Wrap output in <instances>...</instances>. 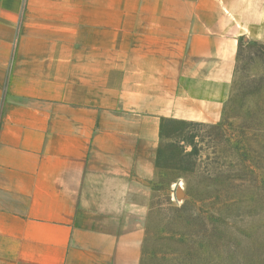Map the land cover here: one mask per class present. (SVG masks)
<instances>
[{
  "label": "crops",
  "instance_id": "0c3cea01",
  "mask_svg": "<svg viewBox=\"0 0 264 264\" xmlns=\"http://www.w3.org/2000/svg\"><path fill=\"white\" fill-rule=\"evenodd\" d=\"M264 0H0V264H141L166 120H222Z\"/></svg>",
  "mask_w": 264,
  "mask_h": 264
},
{
  "label": "rangeland",
  "instance_id": "374dc122",
  "mask_svg": "<svg viewBox=\"0 0 264 264\" xmlns=\"http://www.w3.org/2000/svg\"><path fill=\"white\" fill-rule=\"evenodd\" d=\"M141 264H264V29L220 122H164Z\"/></svg>",
  "mask_w": 264,
  "mask_h": 264
}]
</instances>
